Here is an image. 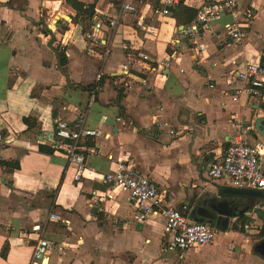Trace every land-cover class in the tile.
I'll list each match as a JSON object with an SVG mask.
<instances>
[{
    "label": "crops",
    "instance_id": "crops-1",
    "mask_svg": "<svg viewBox=\"0 0 264 264\" xmlns=\"http://www.w3.org/2000/svg\"><path fill=\"white\" fill-rule=\"evenodd\" d=\"M71 1L95 6L91 24L99 30L94 40L73 23L77 10ZM123 1L134 4L0 0V131L5 140L0 143V264H32L41 238L62 246L50 254L48 264H192V251L184 258L162 252L163 215L138 222L128 195L104 182L119 160L155 181L166 207L186 205L197 222H204L200 211L209 208L221 220L230 217V225L242 214L249 222L259 204L264 206L263 199L225 194L232 188L228 180L212 182L208 176L210 165L223 157L236 135L235 121L264 117V110H257L253 118L264 102L246 94L233 100L244 85L234 81L233 73L264 58V0H237L240 16H222L196 40L183 35L173 11L170 16L158 13V3L153 8L147 2L142 15L138 9L110 27ZM205 1L186 0L184 5L196 9ZM247 10L253 14L249 20L243 14ZM232 22L247 34L243 41H234L226 31ZM200 45L205 50L196 59ZM59 54L68 60L64 67ZM146 54L162 63L163 75L148 71ZM124 65L132 68L131 78ZM101 78L103 86L96 92L83 89ZM81 115L102 133L88 142L87 168L77 183L64 157L40 153L38 134L39 121L53 129L57 121L74 122ZM25 117L36 118L38 127L28 130ZM3 162H18L19 168ZM240 201L257 206L240 207ZM255 250L244 236L232 243V252L245 264H264L259 243Z\"/></svg>",
    "mask_w": 264,
    "mask_h": 264
},
{
    "label": "built area",
    "instance_id": "built-area-1",
    "mask_svg": "<svg viewBox=\"0 0 264 264\" xmlns=\"http://www.w3.org/2000/svg\"><path fill=\"white\" fill-rule=\"evenodd\" d=\"M182 1L185 4L186 0H157L160 7L158 13L162 16H170ZM237 8V0H207L196 8L197 15L192 23L183 25L182 33L191 40L199 39L209 31L211 24L222 16L229 14L235 17L240 16ZM137 13L136 5L123 1L119 10L109 21V26L116 28L124 15ZM243 14L248 20L253 17L250 10ZM138 27H143L142 31L146 34H153L149 28L142 24ZM225 29L236 42L243 41L247 36L233 22L227 23ZM97 30H99V26L94 25L91 32L87 34V39L94 40ZM204 50L202 45L196 47V59ZM143 60L149 65L147 68L149 72L156 76L163 75L162 63L158 59L153 60L146 54L143 55ZM170 60V58L165 59V63L169 64ZM154 63L157 64V67L153 65ZM123 72L129 78L132 77L130 66L124 65ZM233 78L236 82L244 83L242 88L236 90L234 101H239L240 95L246 94L249 99L264 102V58L258 62L249 63L243 70L233 73ZM146 82L147 80L144 79L143 83ZM93 94L95 95V92ZM39 122V144L51 148L55 154L64 157L67 165L74 167L75 181L79 183L87 168L90 154L88 142L92 138L99 137L102 132L89 127L85 122L84 115L74 122L57 121L53 129H47L44 121ZM155 124L162 126L158 122ZM234 125L236 135L226 148L223 157L210 165L209 179L212 182L225 179L228 180L232 188L264 192V140L257 134L254 122L239 119L235 121ZM171 134H175V132L171 130ZM0 143L5 145L1 131ZM104 182L128 195L136 208L138 222L146 223L151 217L164 216L163 253H176L180 258H184L188 252L214 243L218 231L213 225L192 219L191 208L186 205L181 208L166 207L164 205L166 199L160 194L158 184L138 172L129 161L119 160L115 169L105 175ZM51 218L59 219L55 215H52ZM249 228V226L245 227L247 231ZM56 249L62 250V246L48 239H39L34 249L32 264H45V262L48 264V257Z\"/></svg>",
    "mask_w": 264,
    "mask_h": 264
},
{
    "label": "rangeland",
    "instance_id": "rangeland-1",
    "mask_svg": "<svg viewBox=\"0 0 264 264\" xmlns=\"http://www.w3.org/2000/svg\"><path fill=\"white\" fill-rule=\"evenodd\" d=\"M106 1H109V0H106ZM133 1H134V4L138 6V9H139L138 16L142 15L141 10L143 9L144 7L143 5L145 3L149 2L153 8H156L157 6V0H133ZM119 5H120L119 2H116L115 7L118 8ZM62 15L65 16L66 14H62ZM57 18H61V17L57 15ZM176 32L178 33L177 30ZM258 114H259V111L256 110L253 115V118H255V116H257ZM247 203H250V206L254 204L252 201L251 202L243 201V203L242 201H240V207L242 206L246 208V206H249ZM262 206L263 205L255 209L256 215L254 216V218H252L251 216L249 217L250 221L247 223L250 228L248 231L245 229V227H244V231H241V230L236 231L234 227L238 226V229H241L242 222L241 221H237L236 223L232 222L228 230V233H218L217 234V238L211 249L207 247V248H202V249L200 248L201 250L200 249L192 250V253H193L192 264H245V262L241 260V258L239 257L237 253L232 252V243L234 244L235 239L237 241H240L241 237L244 236L245 239L251 241V243L253 244L254 250H255V245L257 243L262 242V240H264V233H263L264 232V228H263L264 227V210L262 209ZM232 232H235V234H232ZM255 251L258 252L257 250Z\"/></svg>",
    "mask_w": 264,
    "mask_h": 264
},
{
    "label": "trees",
    "instance_id": "trees-1",
    "mask_svg": "<svg viewBox=\"0 0 264 264\" xmlns=\"http://www.w3.org/2000/svg\"><path fill=\"white\" fill-rule=\"evenodd\" d=\"M72 4H73L72 6H74V8L77 10V15L74 18L73 23L76 25H81L83 28L84 35H86V34H88L89 30L94 27V25L92 27L91 22L93 20L94 15H95V6L91 5V4L88 5V4H85L82 2H78V1H76V2L73 1ZM173 12H174V15H175L176 19L178 20V22L181 25H185V26L192 23V21L196 18V15H197V10L193 9V8L186 7L183 4V1L176 9L173 10ZM67 61L68 60L64 55L59 54V64L61 67L66 66ZM102 86H103V78H101L100 81L96 85L83 87V89L86 91H95L96 92V90L98 88H101ZM23 121L28 126V130H33V129H36L38 127V121L34 117H25L23 119ZM39 151L42 154H47V155L54 154V151L51 148L46 147V146H39ZM2 164L8 168H11L12 170L19 168L18 162H16V163H13V162L5 163V162H3ZM238 219L242 222V227H241V229H238V226H236L234 228L236 229V231L237 230L244 231V226L246 225L248 218L244 214H242V215H239Z\"/></svg>",
    "mask_w": 264,
    "mask_h": 264
},
{
    "label": "water",
    "instance_id": "water-1",
    "mask_svg": "<svg viewBox=\"0 0 264 264\" xmlns=\"http://www.w3.org/2000/svg\"><path fill=\"white\" fill-rule=\"evenodd\" d=\"M64 18L71 20L70 17L68 16H64ZM256 110H264V106H258L256 107ZM255 129L257 134L264 140V117H258L255 121ZM224 193L227 195H233V196H242V197H252V198H259V199H263L264 200V192H259V191H254V190H246V189H236V188H230V189H226L224 190ZM225 226L222 229L220 222L221 219H218L215 228L217 229V231L219 233H227L228 229H229V225H230V217H227L225 219Z\"/></svg>",
    "mask_w": 264,
    "mask_h": 264
},
{
    "label": "flooded vegetation",
    "instance_id": "flooded-vegetation-1",
    "mask_svg": "<svg viewBox=\"0 0 264 264\" xmlns=\"http://www.w3.org/2000/svg\"><path fill=\"white\" fill-rule=\"evenodd\" d=\"M255 206H257V204L252 205V207H255ZM259 206L261 207V204H259ZM220 208H221L220 210H223V211L226 210V212L231 211V209H229V210L225 209V207H223L222 205H220ZM200 215L202 216V217H200L201 220H203L204 222L209 223L211 225H216V223L219 219L218 215L216 214L215 208H212V209L209 208V209L201 210ZM227 215H229V214H227ZM225 222H226L225 219L221 220V223H220L221 227L225 226ZM259 251H261L262 254L264 255V240H262V242L259 243Z\"/></svg>",
    "mask_w": 264,
    "mask_h": 264
},
{
    "label": "bare ground",
    "instance_id": "bare-ground-1",
    "mask_svg": "<svg viewBox=\"0 0 264 264\" xmlns=\"http://www.w3.org/2000/svg\"><path fill=\"white\" fill-rule=\"evenodd\" d=\"M59 6V4H56V7H58ZM62 15V14H61Z\"/></svg>",
    "mask_w": 264,
    "mask_h": 264
}]
</instances>
